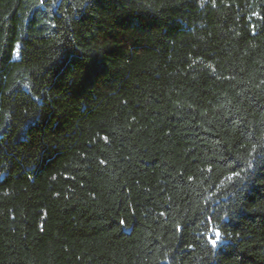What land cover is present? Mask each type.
Listing matches in <instances>:
<instances>
[{"label": "trees", "instance_id": "trees-1", "mask_svg": "<svg viewBox=\"0 0 264 264\" xmlns=\"http://www.w3.org/2000/svg\"><path fill=\"white\" fill-rule=\"evenodd\" d=\"M0 264H264V0H0Z\"/></svg>", "mask_w": 264, "mask_h": 264}, {"label": "snow or ice", "instance_id": "snow-or-ice-1", "mask_svg": "<svg viewBox=\"0 0 264 264\" xmlns=\"http://www.w3.org/2000/svg\"><path fill=\"white\" fill-rule=\"evenodd\" d=\"M41 3H43V0H41ZM232 175L233 176H236V175H239L238 173H232ZM178 228L180 227L179 225L177 226ZM220 232H219V230L217 229V230H215V238H212L211 236H209L208 237V240H209V242L213 245V246H215L216 244H217V241H219L220 240Z\"/></svg>", "mask_w": 264, "mask_h": 264}]
</instances>
